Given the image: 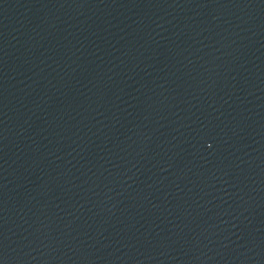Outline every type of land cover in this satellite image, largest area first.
<instances>
[{"label": "water", "instance_id": "water-1", "mask_svg": "<svg viewBox=\"0 0 264 264\" xmlns=\"http://www.w3.org/2000/svg\"><path fill=\"white\" fill-rule=\"evenodd\" d=\"M0 264H264V0H0Z\"/></svg>", "mask_w": 264, "mask_h": 264}]
</instances>
